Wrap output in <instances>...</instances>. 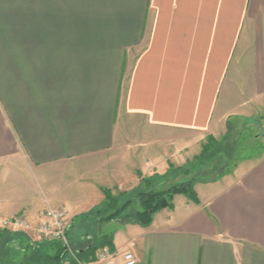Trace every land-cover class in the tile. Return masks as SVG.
Returning <instances> with one entry per match:
<instances>
[{"label":"crops","instance_id":"1","mask_svg":"<svg viewBox=\"0 0 264 264\" xmlns=\"http://www.w3.org/2000/svg\"><path fill=\"white\" fill-rule=\"evenodd\" d=\"M228 96L264 97V0H0V222L65 207L73 228L103 187L186 165ZM259 143L236 178L195 184L197 202L175 194L146 226L95 220L112 227L99 237L135 264H264ZM84 164L94 201L68 209L49 175Z\"/></svg>","mask_w":264,"mask_h":264},{"label":"rangeland","instance_id":"2","mask_svg":"<svg viewBox=\"0 0 264 264\" xmlns=\"http://www.w3.org/2000/svg\"><path fill=\"white\" fill-rule=\"evenodd\" d=\"M228 97L230 100L227 104L230 105V110L222 116L224 119L223 125L220 126L216 135H208L202 141L203 143L198 152L195 148L192 149V152H189L191 154L187 158L186 167H179L177 170H171L170 173L162 176L158 174L143 175L139 172V178H137L138 184L133 189L105 188L111 190L112 195L117 196L119 204L122 205L127 200L131 201L126 210L118 218H123L125 212V214L132 213L130 216L135 217L134 214L139 209V204L136 200L138 191L166 190L171 185L183 180H190L194 182V185L207 183L214 181L221 174H232L236 178L240 169L245 167L243 164L248 165L256 160L253 159V156L256 154L259 145H261L259 142L264 141V97L250 96L249 104L247 102V104H243V101L248 96H238V98L237 96ZM235 98L237 99L235 100ZM241 106L242 109L240 108ZM208 137H211L212 140L207 141ZM204 144H206V154H203L204 156L201 157L200 153ZM163 150L162 148L161 150L159 149L158 154H163ZM93 166L94 164L92 166H88L87 164L83 166L75 165L70 167L72 171H69V168L63 174L59 172L50 173L48 186L51 187L52 192L58 191L59 198L66 201L68 209H79L77 211H81L82 208L89 207L91 202L94 201L92 194L96 189L94 187L96 176L94 177L90 173L97 172L96 170H99V168ZM100 169L103 172L98 181L99 184L104 185L107 183V180H104L105 171L102 166H100ZM185 170H187V174H185ZM103 201L97 207L100 211H93L86 215L77 216V219L75 218L74 222L76 224L74 227L68 228L70 229L67 233L69 247L80 249L84 245L85 247L86 245H96L99 238H101L98 233H105L112 228L111 225L107 227H97L96 225V221L99 218L106 216ZM63 210L68 214V210L65 207ZM110 221H113V219ZM39 244L38 246L41 245L40 248L45 252L46 248L42 244V241Z\"/></svg>","mask_w":264,"mask_h":264},{"label":"trees","instance_id":"3","mask_svg":"<svg viewBox=\"0 0 264 264\" xmlns=\"http://www.w3.org/2000/svg\"><path fill=\"white\" fill-rule=\"evenodd\" d=\"M211 141L212 138L208 137L207 141ZM207 143V142H206ZM206 144L203 145L200 153L201 157L206 154ZM199 158V157H198ZM185 167L187 166L184 165ZM169 172L173 170L169 165ZM187 174V170H185ZM221 174L218 178H221ZM216 178L214 181L218 180ZM213 182V181H210ZM194 182L190 180H183L177 184L171 185L166 190H141L136 194V200L138 201L139 209L135 212V218L143 226L151 223L152 215L163 208L172 207V199L175 194H183L189 200L197 202V195L194 192ZM102 196H104V211L106 216L99 218V222L110 221L111 219H117L118 216L126 210L130 204V200L119 204L117 196L112 195L111 190L102 189ZM100 211V210H98ZM129 214H124V217H128ZM70 229L67 230V233ZM66 233V234H67ZM68 235V234H67ZM68 237V236H67ZM41 244V242H39ZM39 244V245H40ZM46 251L36 242L29 240L24 234L18 231H9L0 229V264H61L67 259V252L64 251L62 245L56 241H42ZM111 235L101 236L98 244L87 245L86 247L76 249L78 259L82 262L89 263L95 260V252L98 248L108 247L113 250ZM71 264H74L73 261Z\"/></svg>","mask_w":264,"mask_h":264},{"label":"built area","instance_id":"4","mask_svg":"<svg viewBox=\"0 0 264 264\" xmlns=\"http://www.w3.org/2000/svg\"><path fill=\"white\" fill-rule=\"evenodd\" d=\"M62 207L47 206L43 211V219L32 223L22 216L4 219L0 222V228L9 231L24 232L32 242L56 241L67 252V259L61 264H135V258L130 252L119 255L108 247L98 248L95 252V260L89 263L78 259L76 252L69 247L67 230L69 220L67 212Z\"/></svg>","mask_w":264,"mask_h":264}]
</instances>
